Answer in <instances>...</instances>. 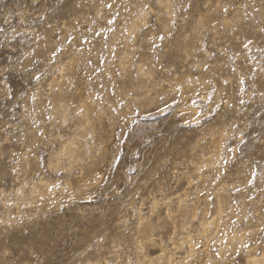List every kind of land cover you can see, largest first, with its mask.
<instances>
[{"label": "rangeland", "instance_id": "rangeland-1", "mask_svg": "<svg viewBox=\"0 0 264 264\" xmlns=\"http://www.w3.org/2000/svg\"><path fill=\"white\" fill-rule=\"evenodd\" d=\"M164 1L171 5L165 29L156 17L165 13ZM164 1L0 0V264H143L140 255L147 250L155 253L156 248L137 244L134 235L140 215L163 218L169 201L184 190L188 203L198 192L209 193L214 203L224 185L234 213L243 211L245 217L238 219L233 213L231 224L260 233L230 254L233 264H242L255 243L259 246L251 251L260 253L264 246V0ZM138 11L148 22L139 27L134 40L136 31H129V25ZM208 13L215 15L214 20H208ZM74 18L80 22L76 27L70 25ZM125 36L135 45H122ZM182 44L189 50L184 47L183 53ZM76 54L94 97L109 113L119 114L109 149H100L101 138L89 134L98 174L77 193L75 187L68 192L64 181L69 178L73 187L84 181L85 173L77 166L68 168L65 160L58 168L50 164L58 159L64 138L84 125L75 87L59 82L63 63ZM121 56L126 57L123 61L131 56L132 66L117 70L125 75L109 74L107 66ZM142 58L146 67L136 70ZM145 69L153 72V80ZM182 74L210 80L203 88L205 97L201 91L186 94L180 85L167 92L172 78ZM60 86L68 95L62 101L67 116L52 103ZM189 104L196 114L185 111ZM217 127L226 129L219 152L212 146L210 132ZM195 156L206 162L198 170L191 162ZM27 158L33 161L30 169ZM40 180L56 191L63 188L64 194L38 200L32 190ZM152 197L158 200L153 213ZM213 211L210 217L217 215ZM194 222L197 225L198 220ZM163 227L154 238L170 248L173 231L169 225Z\"/></svg>", "mask_w": 264, "mask_h": 264}, {"label": "bare ground", "instance_id": "bare-ground-1", "mask_svg": "<svg viewBox=\"0 0 264 264\" xmlns=\"http://www.w3.org/2000/svg\"><path fill=\"white\" fill-rule=\"evenodd\" d=\"M162 1H164V0H162ZM163 4H164V8L162 7V9H164L165 13L163 12L164 14L161 15V16H158L159 14L158 15L156 14V17H157V19H158L157 21L160 23L161 27L165 29V27L167 25L166 24V22H167V14H169L170 11H171V5H170V3L168 1H164ZM207 7H210V6H207ZM207 10H209V9H207ZM212 10L213 9H210L209 11H212ZM101 12H103V11H101ZM212 12H214V11H212ZM136 13H135L134 17L132 16L133 19H132V21L130 22V25H129V29H130L129 31H136V32H134L135 33L134 34L135 37L133 38L134 40L137 39V35H138L137 31L139 30V27L141 29V26H144L145 23L148 22V21H146V19L144 17L145 13L142 14V13H139V11H138L139 14H136ZM208 15H209V13H208ZM237 15H239V14H237ZM214 16L211 13L208 16L209 17L208 20L212 21ZM71 22L72 23L70 25H73L74 27L78 26V23H80L78 20H76V18H74ZM214 24H216V23H214ZM211 26H212V24H211ZM211 28L213 29V27H211ZM146 30H148L147 31L148 34H153V30L151 28H147ZM199 30H201V29H199ZM213 31H214V29H213ZM216 31L217 30L215 28V32ZM57 32H56V35L59 33V32L58 33ZM49 33H51V32H49ZM52 35H54V34H52ZM49 36H51V35L49 34ZM128 40H130V39H128V37L125 36V40H124L125 42L122 45H124V46L135 45V44H133V42L128 41ZM174 40L177 41L176 39H174ZM58 41H59V39H58ZM183 42H185V41H183ZM188 42H190V41H188ZM187 46L182 44L183 53L186 52L185 48L187 50H189V48H187ZM171 48H173V47H171ZM50 49H52V48L50 47ZM180 49L181 48L176 50V48H175L176 51H178ZM141 54H143V53H141ZM71 56L72 57H68L69 59L67 58L68 60L63 63L59 82L63 83V85H66V84L70 85L71 84L72 87L73 86L75 87L76 91L74 93L75 94L74 98H75V101H76V103L78 105V108L80 109L79 113H81V116L83 117L82 122L84 120V125H83L82 129L79 132H74L73 131L74 133H72V135L67 136L66 138H64V140L61 143V146L59 147V151L57 153L58 159L56 160L55 163L54 162H50V164L52 166H57V165H59L61 160H65L67 162V164H68V168H70V167L72 168L73 166H77V167H79L82 170V171L80 170L81 173L82 172L85 173L84 174V176H85L84 177V181L82 180L81 183H79V184L76 183V185L74 184L75 186H73V187L71 186L72 180H70L68 178L66 181H64L65 184H67L69 186L68 187L69 188L68 192L69 191L72 192L74 187H75L74 191H76L75 193H77V192L82 191L81 190L82 188L84 190V187H86V186H88L90 184L88 182V180L95 179L96 178L95 173L98 172L97 167H95L96 162L93 161L94 160V156H91V154H90V150L93 148V143H92L91 140H89V137L91 136V135L89 136V134L91 133L92 136L98 134V137L101 138L100 139V146L101 147H99V148L102 149V150L103 149H109L110 145H111L110 143H111V135L113 133V125L118 121L119 114L118 113H114V112H113L114 114H118V115H114L111 112L109 113L105 109V107L103 105H101V103L94 97V95L92 94V92L90 90L88 80L86 79L85 75H82V74L85 73V72L84 73L82 72V71L85 70V68H84V64H83V61H82L81 57L79 55H77V54L76 55H71ZM143 56H145V55H143ZM173 56H174V54H173ZM181 56H183V55L181 54ZM122 57H125V56H121V57H118V58L116 57L117 59H115V60L113 59V61H111V64H109L107 66L106 70L109 71V74H110V72L111 73H115V72H117V70H119V71L122 70V72L125 69H126V71L129 70L128 68H130V67H128V66H130L132 64L131 62H134V61L131 60L132 57L129 56V59L128 60L126 59L127 61H123ZM159 58L160 57L158 56V59ZM161 58H162V56H161ZM139 60L140 61L137 64L138 68L136 70L141 69V68H143L145 66L144 63H143L144 62V58H142V61H141V59H139ZM158 64H160V63H158ZM134 65H135V63H134ZM162 65H166V64L164 63ZM155 66H157V65H155ZM88 69H90V68H88ZM145 70H148V69H145ZM145 72H148V75L150 76V78H152V80L154 79L155 76H154L153 72H151V70H148V71H145ZM120 73H118V74H120ZM121 74L125 75L126 73L125 74L121 73ZM142 74L143 73H141V75ZM108 77H110V76H108ZM121 78H123V76ZM116 79H118V78H116ZM165 80L170 82V80H168V79H165ZM207 80L204 79L203 76H200L199 78H195L194 76L187 75V74H182V75H179V76L175 75L172 78L173 82H172V84H170L171 86H170V88H168L167 92H170L176 86L180 85L184 90H186V94L187 93H193V92L201 91V95H203L205 97L207 91H204L203 88H205V89L207 88V86H208ZM156 81H160V80L157 79ZM208 81H210V80H208ZM160 83H161V81H160ZM49 84H52V83H49ZM58 85H59V83H58ZM160 86H161V84H160ZM60 87L61 88L54 94V98H53L54 102H52V103L55 105V107L58 110L61 111V113L58 112L59 114H63L64 116H67L66 115L67 114L66 111H68V110H65V107H64V104H63L65 101H63V99L65 98V96H68V95H67L66 90L63 89V86H60ZM66 88H68V87H66ZM70 88H71V86H70ZM70 88H69V90H70ZM223 88H224V86H223ZM118 89L119 88H117V90ZM49 94H51V93H49ZM42 96H43V94H42ZM125 96H127V95L125 94ZM156 96L154 95V98L152 97L153 100L155 99ZM50 97H51V95H50ZM186 97H191V96H187L186 95ZM40 98H41V96L39 97V100H40ZM122 98H124V97H122ZM125 99H128V98H125ZM41 101H43V100H41ZM62 101H63V103H62ZM186 102H188V99H187ZM126 103H128V102H126ZM108 106L109 105L107 104V107ZM188 106H190V108L185 109V111H191V112L196 114L197 111L193 108V106H191L190 104ZM55 107H53V108L55 109ZM123 110L125 111L126 109L122 108V111ZM125 114L127 115V112H125L124 115ZM120 115H121V113H120ZM54 116H56V115H54ZM121 116H123V115H121ZM121 116H120L119 119H121ZM40 117H42V114H41ZM58 118H60V115H59ZM51 122L52 121H50V123ZM50 123L48 122L47 124H50ZM51 124H53V123H51ZM79 127H81V126H79ZM210 132H211V137H212V146L216 149L217 152H219L221 150V148H222V145H223V137L226 135V129H224V127H217V128L210 129ZM224 145H225V143H224ZM91 151H93V150H91ZM208 152H210V151H208ZM53 154H55V153H53ZM24 156L27 157L26 155H23L22 158ZM51 157H52V155L49 158H51ZM213 157H216V156L214 155ZM200 158H201L200 156H195L194 159H192V161H191L192 162V166H193V168L195 170L200 169L202 167V165L204 163H206L205 161H200ZM25 163H26V167L28 169H30V167L32 166L33 161L31 159L27 158V159H25ZM57 168H58V166H57ZM31 171H32V169H31ZM29 173H27V174H29ZM96 174H98V173H96ZM188 180H189L190 183H192L193 179H192L191 175L188 176ZM79 182H80V180H79ZM47 183L48 182L40 180V181L37 182V185H35V187L33 188L32 192L35 194V197L38 200L48 201L49 199H51L53 197H57L59 194H62V193L64 194V189L63 188L59 189V191H56L52 186H51L52 188H50L47 185ZM91 183H93V182H91ZM52 185H53V183H52ZM205 185H206V183H205ZM221 186H223V185H221ZM224 186L227 189L228 186H226V185H224ZM212 187H214V186H212ZM239 188L241 189V187H239ZM226 189H221V192L218 195H217V193H214V191H213V194L217 195L216 200H214L215 201L214 203L212 201L213 198L209 197V195H208L209 193L208 194H203V193L201 194L200 192H198L196 197H194L195 199H194V201L192 203H188L189 200L187 201V199L185 198L188 193H187V191L184 190L181 194L178 195V198L175 201H172V200L169 201V203L167 205V208H166V212H164L165 215L163 216V218L160 217V216H157V219H152L150 216L140 215L139 218H138V222H137L138 224H137L136 228L134 227L135 228V235L134 236L137 239V244L142 245L146 249L151 248V247L152 248L155 247L159 251L158 253H156V249H155V253H151V252H149L147 250L146 252L143 253V255H140V256H142L141 262H143V264H233V262L231 260V256L232 255L230 256V254H232L236 249L238 250L239 248H241V246L243 245L245 240L248 239V237H249V239L250 238H256L257 237L256 233H257V231L259 229L256 230V233H255V229L253 227H249V226L247 227V226L243 225L241 227L235 228L233 226V224H231V219L229 217H232L233 213L235 212V209H234L232 197H230L228 194H226V192L228 191V189H227V191H226ZM29 190H30V188H29ZM213 190H215V189H213ZM229 192H232V191H229ZM65 194H67V193H65ZM234 194L236 195V193H234ZM237 194H238V192H237ZM30 195H32V194L30 193ZM232 196H234V195H232ZM243 196H241L242 200H243V198H242ZM157 201L158 200L154 197L153 198V203H152L153 206L151 208L152 213L156 210ZM240 204H242V203H240ZM211 209H214V211L217 213V215H213L212 217H210L211 215H209V211L211 212ZM238 209H239V207H238ZM240 211H242V210H240ZM242 212H239L237 214L234 213V214H236L238 219H241L242 217H244V215L243 216L241 215ZM244 214H246V212ZM252 214L255 215V213H252ZM245 216H247V214ZM237 217H234V218H237ZM253 217H257V214H256V216H253ZM195 220H198L197 225H194L195 224V222H194ZM243 220L245 222L246 219H243ZM237 224L235 223L234 225H237ZM250 224L248 223L246 225H250ZM164 225H169L172 228V231H173V233H172V231H169V233L170 232L172 233V235L170 234V237H169L170 242L168 241L171 244L170 248L166 245V243L163 242V240L157 241L154 238V235L156 233L155 231L157 229H159L160 227H163ZM132 230H133V228H132ZM161 230H159V231L161 232ZM116 231H115V233H116ZM117 233H118V231H117ZM133 233H132V236H133ZM120 234H121V232H120ZM257 234H260V233H257ZM126 236L129 238L128 235H126ZM262 241H264V240H262ZM254 243H255V240H254ZM259 244H261V243H259ZM249 245L251 246V243ZM135 246H137V245H135ZM250 246H247V247L250 248ZM253 246L254 245H252V247ZM257 246H259V245H257V243H255L254 248H252L251 250L257 248ZM262 246H263V244H262ZM263 247H261V251L259 250L260 253H254L251 250H248L246 248L248 250L247 251L248 254H247V257L244 260V262H241V263L242 264H264V249H262ZM246 249H244L245 252H246ZM141 251H143V250H141ZM98 256H101V255H98ZM138 262H139V260H138ZM92 264H94V263H92ZM103 264H109V263L108 262H104Z\"/></svg>", "mask_w": 264, "mask_h": 264}]
</instances>
